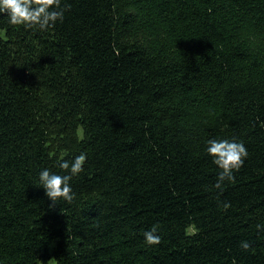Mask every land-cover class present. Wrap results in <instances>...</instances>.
I'll return each instance as SVG.
<instances>
[{
	"label": "trees",
	"instance_id": "16d2710c",
	"mask_svg": "<svg viewBox=\"0 0 264 264\" xmlns=\"http://www.w3.org/2000/svg\"><path fill=\"white\" fill-rule=\"evenodd\" d=\"M65 5L47 29L0 13V264H264V0ZM233 137L217 189L206 141ZM80 152L53 204L39 171Z\"/></svg>",
	"mask_w": 264,
	"mask_h": 264
},
{
	"label": "clouds",
	"instance_id": "9594fccd",
	"mask_svg": "<svg viewBox=\"0 0 264 264\" xmlns=\"http://www.w3.org/2000/svg\"><path fill=\"white\" fill-rule=\"evenodd\" d=\"M67 5L62 6V0H0V13H7L12 25L38 27L47 29L62 21ZM205 150L214 165L219 169L215 188L221 189L226 180H234L235 170L241 168L248 157V149L243 141L236 138H210L206 141ZM87 153L80 152L71 159H63L58 167L63 171L54 172L45 167L39 171V187L45 190V195L56 204L59 200L71 201L74 198L71 180L84 171ZM148 245H158L162 237L158 228L153 226L143 233ZM242 249L251 248L247 240L240 242Z\"/></svg>",
	"mask_w": 264,
	"mask_h": 264
},
{
	"label": "rangeland",
	"instance_id": "374dc122",
	"mask_svg": "<svg viewBox=\"0 0 264 264\" xmlns=\"http://www.w3.org/2000/svg\"><path fill=\"white\" fill-rule=\"evenodd\" d=\"M247 37L249 38L250 40V43L252 45V47H257L258 46V40H257V37L254 35V34H251V33H248L246 34ZM51 264H55L54 262H51Z\"/></svg>",
	"mask_w": 264,
	"mask_h": 264
}]
</instances>
